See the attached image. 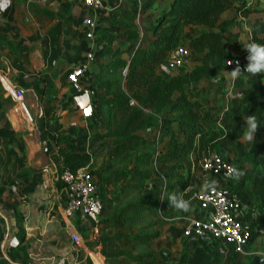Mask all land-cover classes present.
Masks as SVG:
<instances>
[{
	"label": "trees",
	"instance_id": "obj_1",
	"mask_svg": "<svg viewBox=\"0 0 264 264\" xmlns=\"http://www.w3.org/2000/svg\"><path fill=\"white\" fill-rule=\"evenodd\" d=\"M158 1L163 0H128L131 8L116 10L122 21L110 20L111 27L101 32L96 40L94 70L82 81L94 90L90 96L93 116L103 122L104 132L91 136L89 154L78 150L70 134H56V145L65 143L57 149L56 159L76 170L87 166L94 156L105 154L106 162L100 166L98 174L89 170L96 175L100 193L106 187L112 188V196L103 198L101 214L111 203L122 200V193L140 192L144 183L152 179L148 168L153 163L170 165L157 186L158 194L152 186L139 199L129 200L118 211L121 218L116 221L126 228L137 224L145 215H155L152 224L157 225L160 218L172 213L188 216L196 209L195 200L186 191L198 181L199 167H192L208 152L222 155L242 147L245 117L256 115L261 125L255 142L250 143L242 158L254 170L248 180V194L255 199L256 211L249 218L251 234L245 250L249 249L260 234L258 225L264 222V75L252 76L239 93H232L224 103L206 105L202 101L207 82L231 71L224 62L238 53L229 51L228 28L236 17L246 18L255 9L246 5L247 0H167L166 6H159ZM138 4L142 16L145 12L147 16L155 15L154 22L146 29L136 22ZM230 9H234L235 15L223 17ZM253 25L257 29L252 32L250 43L264 44V19L256 16ZM117 40L127 43L126 56L114 47ZM179 45L189 49L191 66L163 73L161 69L166 65L168 54ZM125 65L127 71L122 78L120 70ZM175 96L181 99L175 100ZM131 100L134 102L130 103ZM68 103L64 102L63 109ZM171 126L176 127L174 132L169 130ZM161 130L165 134H160L156 142V131ZM98 142L100 145L94 146ZM180 158L189 162L184 164L178 160ZM234 180L227 182L230 188L236 187ZM159 194L164 199L158 207ZM171 194L183 195L190 202V210L170 207L167 197ZM98 219L105 225L111 221L106 216ZM154 237L152 232L139 230L125 234L123 240L126 244H145ZM114 243L111 240L102 242L101 252L106 258L116 254L105 251L106 246ZM237 255L228 254V258ZM149 257L141 255L138 263Z\"/></svg>",
	"mask_w": 264,
	"mask_h": 264
},
{
	"label": "crops",
	"instance_id": "obj_2",
	"mask_svg": "<svg viewBox=\"0 0 264 264\" xmlns=\"http://www.w3.org/2000/svg\"><path fill=\"white\" fill-rule=\"evenodd\" d=\"M101 2L102 7L92 14L75 0H0V71L25 90V101L33 115V122L25 124L14 104L6 105L5 93L3 99L0 97V264H105L100 250L102 242L109 239L101 232L99 219L95 223L79 213L65 218L61 186L53 182L51 172H42L45 164L55 161L56 149L61 146L56 145L54 136L70 130L79 119L85 123L94 120L82 118L77 110L72 112L64 87L68 85L67 71L80 64L88 51L98 50L96 40L111 27L109 21H122L116 10L131 8L128 0ZM157 4L166 6L167 0ZM251 14L264 19L262 8ZM143 15L141 21H145L146 12ZM90 16L97 24L93 39L86 38L83 31L84 20ZM125 45L120 40L114 43L123 56ZM164 68L163 73L170 72ZM93 70L91 63L87 74ZM226 76L227 71L207 82L206 92L225 90L218 80ZM230 95L225 92L216 104L226 102ZM64 102H69L65 109ZM67 112L70 116H65ZM54 115H62L57 116L55 130L51 128L56 122ZM170 129L174 132L176 127ZM241 198L246 212L250 206L254 208L253 196L249 195L253 203L249 208V201ZM258 229L264 242V222ZM72 231L82 238L78 246L69 239ZM92 253L100 255L96 261Z\"/></svg>",
	"mask_w": 264,
	"mask_h": 264
},
{
	"label": "built area",
	"instance_id": "obj_3",
	"mask_svg": "<svg viewBox=\"0 0 264 264\" xmlns=\"http://www.w3.org/2000/svg\"><path fill=\"white\" fill-rule=\"evenodd\" d=\"M92 14L102 7L101 0H75ZM264 4V0H247L246 5L255 3ZM2 14L0 5V15ZM142 13L140 4L137 6L136 22L140 25ZM84 35L93 39L96 34L97 24L94 17H86L84 20ZM142 36V32L140 34ZM245 53H235L224 62L227 69L233 70L239 66L243 70L247 64ZM94 60V51L86 53L80 64L73 66L66 73V82L70 88V101L74 108L84 119L93 118V105L90 96L94 93L91 85L82 81L87 76L89 65ZM191 54L184 45L177 46L166 59L165 67L172 71L190 67ZM127 71V65L120 70L122 78ZM249 73L241 71L239 75L248 76ZM0 85L5 95L13 102V109L20 114L27 123L33 122V115L25 101V90L15 85L5 71H0ZM134 101L131 100L130 103ZM159 131H156V142L159 140ZM194 166L192 167V169ZM234 165L221 154L211 151L199 160L198 181L194 186L187 187L186 191L195 200L197 215L188 219L187 225L182 230L185 239L195 242L207 239L212 242H220L225 246L226 255L232 253H246L245 246L251 234V222L246 217L244 203L237 188H230L227 184L232 177ZM42 172L52 173V180L60 185V191L64 198L63 215L71 218L79 213L89 217L93 222H98V217L103 209V197L98 190L97 178L89 170L80 167L71 170L61 160L45 164ZM206 185H208L206 187ZM161 194L158 196V207L162 203ZM256 214V211L253 213ZM253 215V216H254ZM69 239L74 246L82 242L77 231L69 233ZM258 264L264 261V250L254 252Z\"/></svg>",
	"mask_w": 264,
	"mask_h": 264
},
{
	"label": "rangeland",
	"instance_id": "obj_4",
	"mask_svg": "<svg viewBox=\"0 0 264 264\" xmlns=\"http://www.w3.org/2000/svg\"><path fill=\"white\" fill-rule=\"evenodd\" d=\"M260 9H256V8ZM263 6L261 4H256L254 7L255 11L261 10ZM264 9V8H263ZM262 9V10H263ZM228 12L230 18L235 15V11L230 9ZM144 16V15H143ZM142 16V18H143ZM227 16V15H223ZM145 21H140V25L143 28H147L150 22H154L155 15L148 16L145 15ZM256 16L254 14H250L248 17L241 19L239 17L235 18L233 24L228 28L227 31V39L229 40V51L231 52H238V53H245V56L248 55L247 50L244 48L245 45L250 43L251 34L254 30L257 29L256 26L253 25V20ZM149 36V34H148ZM165 71V68L161 69ZM163 71V72H164ZM172 72H168L170 74ZM224 73V72H223ZM222 73V74H223ZM228 76L225 78H221L219 81L220 87L225 88L220 91V93L210 92L209 90L204 94L205 100L202 101L206 105L216 104L219 98H223L225 92L227 94H232L234 90H240L244 86H246L253 78L252 75L248 76H240L238 75L236 78L231 76V71H227ZM66 83V82H65ZM63 83V84H65ZM122 86V84H121ZM216 86V85H215ZM227 87V88H226ZM3 89L0 86V97L3 96ZM64 95H67L65 99H69L70 97V88L69 86L64 87ZM3 99V98H2ZM53 98L51 97V100ZM6 105L12 107V101L8 98H4ZM72 105V103H70ZM73 106V105H72ZM74 112L75 110L71 108ZM20 113V111H18ZM16 113V114H18ZM77 116H79L78 112ZM20 116V114H19ZM57 116L62 115H54L52 118L54 119V124H52V129L55 130L57 123ZM65 116H70L69 112L66 113ZM22 121L25 124L27 123L22 116H20ZM59 118V117H58ZM94 118V117H93ZM96 118V117H95ZM90 123H85L84 120L79 119L76 125L70 130H66L62 132L63 134H70L72 138L76 141L78 146V150L81 153L89 154L91 148L89 146V141L91 136H93L96 132H104L103 129V122L99 119H95ZM172 127V126H171ZM170 127V128H171ZM171 131V129H169ZM162 131V130H161ZM159 132L160 134L164 135L165 133ZM59 134V133H58ZM161 135V136H162ZM63 147L65 143H60ZM100 143H95L94 146H99ZM250 145L249 142H246L242 139V147L236 148L234 152L230 153H222L225 158L231 159L234 163V167L237 171L243 173V175L239 179H235V186L238 189L241 197L244 196L247 200L249 199V189H250V178L251 175L253 176L254 170L250 163L243 161V156ZM57 148V149H58ZM56 149V151H57ZM94 156L92 161L85 167L87 170H93L96 174L99 172V168L106 162V156ZM57 158V157H56ZM59 160V159H56ZM180 162L187 164L189 161L186 158L178 159ZM177 162V161H175ZM196 168L199 167V161L194 166ZM170 168V165L163 164L160 166L152 164L151 167L148 168V172L150 173L151 180L144 183L140 192L137 191H130L126 194L122 193V200L119 202L111 203L110 207L105 209V212L101 214L103 217H110L111 221L109 224L105 225L102 224L101 232L103 235L106 236L111 242H115L114 245L106 246L105 251L108 253H116L115 255H110L106 258L105 255L100 250L101 256L104 257L105 264H140L138 263V259L141 255L150 256L147 261H144L141 264H258L256 256L254 254L255 250H264L262 249L264 242L260 241L262 237H259L254 241L252 246L249 249H246V253L239 254L235 257L228 258V255L224 253L225 246L220 242H212L208 240H198L196 242H191L185 239L182 235V230L188 223V219L197 215V205L196 209H194L188 216H179L177 213H172L166 217L160 218L157 225L152 224L155 215H145L142 219L138 221L137 224L123 227L122 225L118 224L116 221L120 219V215L118 211H121L122 206L128 202L129 200H137L142 195H144L152 186L156 187L155 194H158V188L161 184V179L163 178V174L167 172ZM96 176V175H95ZM244 180V183H242ZM157 182V183H156ZM112 188L106 187L101 195L103 198H109L112 196ZM249 201V200H248ZM250 204H253L250 200L248 202V208ZM251 208L247 210L246 217L247 219L251 218L255 212V206H250ZM115 208V209H114ZM100 223V222H99ZM101 224V223H100ZM125 226V224H124ZM141 230L142 232L147 233H154L155 237L149 241L148 243H136V244H126L123 240L124 235L128 234L129 232H138ZM260 235V234H259ZM256 248V249H255ZM102 249V248H101ZM128 252V254H125ZM132 254V255H131Z\"/></svg>",
	"mask_w": 264,
	"mask_h": 264
},
{
	"label": "clouds",
	"instance_id": "obj_5",
	"mask_svg": "<svg viewBox=\"0 0 264 264\" xmlns=\"http://www.w3.org/2000/svg\"><path fill=\"white\" fill-rule=\"evenodd\" d=\"M248 55L246 57L247 64L245 68L242 70L239 66V61H237V67H235L231 71V76L233 78H236L241 71L247 72L251 74L252 76H257L258 74L264 75V44H258L255 42L248 43L244 47ZM245 128L243 130V139L246 142L254 143L255 142V134L258 130V128L261 125L260 120L256 117V115H248L245 117ZM232 177L234 179H239L243 173L240 171H237L236 169H232ZM208 185H206L207 187ZM161 199H164V197H160ZM169 201V206L173 207L177 210H183V211H189L190 210V202L185 200L183 198V195H176L171 194L167 197ZM262 264H264V261H262Z\"/></svg>",
	"mask_w": 264,
	"mask_h": 264
},
{
	"label": "bare ground",
	"instance_id": "obj_6",
	"mask_svg": "<svg viewBox=\"0 0 264 264\" xmlns=\"http://www.w3.org/2000/svg\"><path fill=\"white\" fill-rule=\"evenodd\" d=\"M91 255H92V257L94 258V260L96 261V259H97V257H98L97 254H93V253H92Z\"/></svg>",
	"mask_w": 264,
	"mask_h": 264
}]
</instances>
